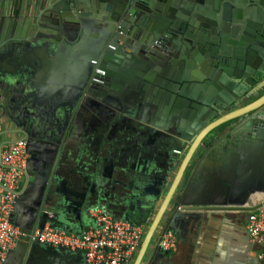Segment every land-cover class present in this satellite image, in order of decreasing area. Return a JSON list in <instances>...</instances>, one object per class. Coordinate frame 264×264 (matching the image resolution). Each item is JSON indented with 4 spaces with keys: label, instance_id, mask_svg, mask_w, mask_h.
Returning a JSON list of instances; mask_svg holds the SVG:
<instances>
[{
    "label": "water",
    "instance_id": "obj_1",
    "mask_svg": "<svg viewBox=\"0 0 264 264\" xmlns=\"http://www.w3.org/2000/svg\"><path fill=\"white\" fill-rule=\"evenodd\" d=\"M90 1L110 8L106 0H84L81 12L67 15L60 8L77 9V0H0V110L4 109L14 124L11 131L26 139L27 153L26 183L15 198L11 216L20 235L2 264H29L27 253H67L65 248L41 244L31 235L52 218L45 212L46 206L53 204L48 178L68 133L75 103L83 95L102 94V98L116 99L127 89L129 97L139 105L143 93L135 87L138 84L151 94L172 98L158 103L151 95L147 97L146 122L152 129L169 132L176 138L178 152L170 148L165 153L157 190L145 201L146 210L140 218L155 212L133 264H142L145 249L163 220L162 234L180 215L206 211L246 213L264 207V66L253 73L254 78L249 77L250 87L228 94L221 91L220 98L214 100L211 95L204 98L189 93L182 85L177 93L179 106L185 103L201 110L191 111L187 121H178L170 131V116L189 111L187 107L172 106L177 87L168 84L167 78L156 79V73L147 68L135 76L131 73L133 66L150 63L144 52L150 50L147 45L153 44L154 34H146L140 43L124 35V30L111 38L109 13L88 9ZM262 19L260 12L258 17L245 13L241 21L253 25ZM236 36L247 43L254 41L256 58L264 62V31L246 28L233 35ZM240 40L229 42L242 44ZM121 41L125 42L123 52L122 46L118 48ZM135 46L141 48L138 57L129 50ZM221 51L235 60L244 56L243 48L238 46ZM198 77L205 78L206 86H224L218 76L208 72ZM125 80L130 81L128 87L124 86ZM95 82L101 86L98 92L91 88ZM117 111L122 114L118 106ZM44 161L49 164L47 177L42 173ZM90 195L91 189L88 194H80L87 210ZM255 196L260 201L255 202ZM98 197L103 195L98 192ZM123 218L130 221L126 215ZM65 224L59 226L66 228ZM154 254L145 264L152 263Z\"/></svg>",
    "mask_w": 264,
    "mask_h": 264
},
{
    "label": "flooded vegetation",
    "instance_id": "obj_2",
    "mask_svg": "<svg viewBox=\"0 0 264 264\" xmlns=\"http://www.w3.org/2000/svg\"><path fill=\"white\" fill-rule=\"evenodd\" d=\"M84 4V0H77L75 4L77 9L69 6L67 9L60 8V11L67 15H75L83 10L81 7ZM227 4H230L229 9L226 7ZM106 5L110 8L90 1L87 8L96 13H109L111 38L115 33L122 31V33L125 32L124 35L140 43L146 34H154L153 44L147 45L150 50L144 52L150 63L148 65L139 63L132 67L133 71H130L135 76L136 73L147 68L156 73V79L167 78L168 84L172 83L173 87H177L172 106L179 109L187 107L189 111L170 116L172 123V126L168 128L170 131H174L178 121H187L191 111L196 110L190 104L189 107L185 103L179 106L177 93L182 85H185L189 93H194L198 97L204 96V98L211 95L214 100V97L220 98L221 91L228 94L231 91L239 92L250 87L252 81L249 77L254 78L253 73L264 66V62L256 58L257 55L252 49V45H255L254 41L247 43L237 36L233 37L234 34L243 33L246 28L255 32L259 29L260 32L264 31V0H106ZM249 8H255V10ZM234 9L240 12L234 13ZM259 12L263 14L262 21L254 22L253 25L241 21L245 13L258 17ZM49 34L52 32L50 31ZM222 34H226V37ZM230 40H240L242 44L234 45L229 42ZM120 46L123 52L125 42L121 41L118 48ZM234 46L243 48L242 59L235 60L221 53V49L225 50ZM129 50L136 57L141 53V48L137 46ZM206 72L218 76L224 82V86L222 88L206 86L205 78L198 77V74L204 75ZM259 82L260 80L256 81V84ZM129 84V80L124 81L125 87ZM135 87H139V93H143L142 97L139 96V105H136L134 99L129 97L127 89L116 99L110 96L102 98L100 92L99 97L96 96L97 94L83 95L80 101L75 103V113L70 119L68 133L53 173L48 178L49 192L53 193L55 190L64 192L65 178L69 176L68 181L71 184L73 177L80 174L87 160V152L83 149L86 144H109L123 132L127 135L125 137H133L135 144L141 142V145L151 148L158 139L178 144V140L169 132L152 129L146 122L144 114L149 95L156 98L158 103L170 101L172 98L164 97L156 92L151 94L138 84H135ZM91 88L94 92H98L101 86L95 82ZM117 106L122 109V114L118 113ZM156 108L158 110L159 106ZM199 110H201L200 107L196 111ZM14 127L9 115L4 109L0 110V143L22 137L21 133L11 131ZM110 148L109 153L113 155V148ZM99 157L103 160L107 159V156ZM109 162L110 165L106 167L108 172L115 166L112 158H109ZM42 173L46 174V177L50 173L47 161H44L42 165ZM158 178L155 175L150 178L151 183L145 188L148 192L154 194L157 190ZM122 214L130 220L134 219L128 212Z\"/></svg>",
    "mask_w": 264,
    "mask_h": 264
},
{
    "label": "crops",
    "instance_id": "obj_3",
    "mask_svg": "<svg viewBox=\"0 0 264 264\" xmlns=\"http://www.w3.org/2000/svg\"><path fill=\"white\" fill-rule=\"evenodd\" d=\"M125 136L123 132L109 144L94 143L83 147L85 152L92 155L84 162L80 174L73 177L71 184L67 176L65 191L55 190L50 195L53 204L46 206L53 215L48 221L50 226L65 230L72 228L73 233L79 234L93 224L89 209L99 206L114 217L123 218L122 213L128 212L134 217L131 222L143 223V239L155 212L152 210L140 218L146 210L145 201L153 194L145 188L151 183L150 178L161 176L165 153L170 148L178 152L175 150L177 144L170 141L166 145L158 139L151 148L141 145V142L135 144L133 137ZM110 147L113 148V155L109 153ZM100 155L107 156V159H101ZM109 158L114 160L115 166L108 172L106 167L110 165ZM90 189L92 195L87 202L90 207L87 210L81 204L80 194H88ZM98 192L103 195L102 198L98 197ZM253 199L255 202L260 201L259 196ZM248 213L206 211L180 215L170 226L177 236V248L172 252L159 247L158 239L162 236L166 222L163 220L145 249L142 264L153 253L151 264H263L258 258L260 247L251 243L246 230ZM60 223H66V228L59 226ZM65 250L67 253H27V259L29 264H85L83 253ZM138 250L139 247L131 264Z\"/></svg>",
    "mask_w": 264,
    "mask_h": 264
},
{
    "label": "built area",
    "instance_id": "obj_4",
    "mask_svg": "<svg viewBox=\"0 0 264 264\" xmlns=\"http://www.w3.org/2000/svg\"><path fill=\"white\" fill-rule=\"evenodd\" d=\"M26 159L25 138L0 143V264L20 235L11 216L15 198L26 183ZM45 212L53 216L49 209ZM89 214L93 224L79 234L47 222L42 229H35L31 237L41 244L81 251L85 264H131L145 225L114 217L99 206L90 208ZM246 230L251 243L260 247L258 258L264 264V207L248 213ZM159 247L167 252L176 250L177 236L173 230L163 232Z\"/></svg>",
    "mask_w": 264,
    "mask_h": 264
},
{
    "label": "rangeland",
    "instance_id": "obj_5",
    "mask_svg": "<svg viewBox=\"0 0 264 264\" xmlns=\"http://www.w3.org/2000/svg\"><path fill=\"white\" fill-rule=\"evenodd\" d=\"M86 155H87V156H86V157H87L86 159H88V158L90 157V154H89V152H87V154H86Z\"/></svg>",
    "mask_w": 264,
    "mask_h": 264
},
{
    "label": "trees",
    "instance_id": "obj_6",
    "mask_svg": "<svg viewBox=\"0 0 264 264\" xmlns=\"http://www.w3.org/2000/svg\"><path fill=\"white\" fill-rule=\"evenodd\" d=\"M133 223H135V222H133Z\"/></svg>",
    "mask_w": 264,
    "mask_h": 264
}]
</instances>
